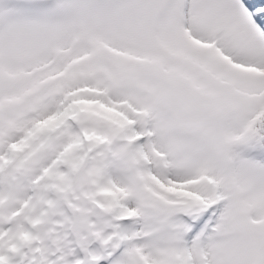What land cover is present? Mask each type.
<instances>
[{
  "label": "snow or ice",
  "instance_id": "obj_1",
  "mask_svg": "<svg viewBox=\"0 0 264 264\" xmlns=\"http://www.w3.org/2000/svg\"><path fill=\"white\" fill-rule=\"evenodd\" d=\"M0 264H264V0H0Z\"/></svg>",
  "mask_w": 264,
  "mask_h": 264
}]
</instances>
